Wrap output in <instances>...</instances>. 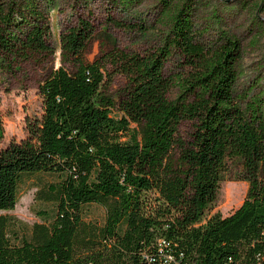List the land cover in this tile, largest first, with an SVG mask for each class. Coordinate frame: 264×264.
<instances>
[{"label":"trees","instance_id":"obj_1","mask_svg":"<svg viewBox=\"0 0 264 264\" xmlns=\"http://www.w3.org/2000/svg\"><path fill=\"white\" fill-rule=\"evenodd\" d=\"M37 1L0 0L5 59L54 52ZM137 1L113 0L124 9ZM157 1L169 33L154 53L118 50L89 61V21L79 17L59 33L61 64L38 86L40 115L26 120L24 140L0 147V210L15 206L30 173L55 176L36 191L51 207L29 232L0 214V264H174L159 239L185 264H264V97L235 102V41L200 59L193 0ZM172 48L201 62L173 99L164 75ZM107 64L129 77L117 98L107 93ZM183 120L193 123L187 139ZM231 159L241 163L246 195L232 213H211ZM89 204L104 209L101 223L84 218Z\"/></svg>","mask_w":264,"mask_h":264},{"label":"rangeland","instance_id":"obj_2","mask_svg":"<svg viewBox=\"0 0 264 264\" xmlns=\"http://www.w3.org/2000/svg\"><path fill=\"white\" fill-rule=\"evenodd\" d=\"M8 1V0H7ZM19 7L21 0H10ZM182 0H179V2ZM264 0H193L191 10L192 42L199 48L200 59L210 60L229 41L236 42V81L233 85L235 102L245 106L252 97H264ZM37 9L52 28L51 43L54 52L27 59H5L0 53V147L10 141L26 138V120L41 113L38 86L52 68L61 62L59 33L76 25L83 18L92 25L93 32L83 52L86 60H94L118 50L146 55L159 51L169 33V22L157 0H138L128 8L114 4L113 0H52L37 1ZM172 48L164 64V75L172 80L169 97L175 98L181 82L191 78L201 62L195 65ZM109 74L107 93L117 98L128 84L129 77L107 64ZM193 130L189 120L181 121L179 133L188 138ZM241 163L228 162L222 175L217 198L211 213L223 216L232 213L243 201L247 182L240 179ZM48 173H30L24 176L18 198L12 209L0 210L1 215L20 221L19 233L30 230L34 222H40L39 210L49 209L51 204L36 197L38 187L52 181ZM84 218L102 222L104 209L96 204L86 205ZM27 232V233H28Z\"/></svg>","mask_w":264,"mask_h":264},{"label":"built area","instance_id":"obj_3","mask_svg":"<svg viewBox=\"0 0 264 264\" xmlns=\"http://www.w3.org/2000/svg\"><path fill=\"white\" fill-rule=\"evenodd\" d=\"M158 251L160 254L164 255L165 262H173L174 264H185L181 263L179 259L175 258L171 253H166L165 248L169 245V242L165 239H159L158 242Z\"/></svg>","mask_w":264,"mask_h":264}]
</instances>
